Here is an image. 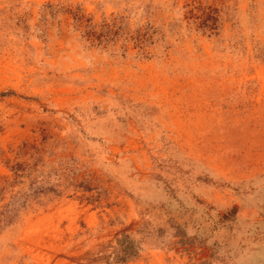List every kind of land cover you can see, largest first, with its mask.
<instances>
[{"label":"rangeland","instance_id":"obj_1","mask_svg":"<svg viewBox=\"0 0 264 264\" xmlns=\"http://www.w3.org/2000/svg\"><path fill=\"white\" fill-rule=\"evenodd\" d=\"M0 264H264V0H0Z\"/></svg>","mask_w":264,"mask_h":264}]
</instances>
